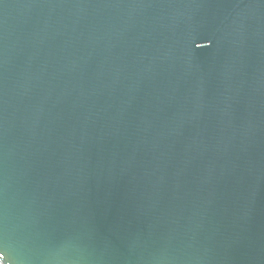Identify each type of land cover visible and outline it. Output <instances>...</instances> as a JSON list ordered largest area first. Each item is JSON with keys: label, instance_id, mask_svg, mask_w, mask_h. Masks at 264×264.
Masks as SVG:
<instances>
[{"label": "water", "instance_id": "water-1", "mask_svg": "<svg viewBox=\"0 0 264 264\" xmlns=\"http://www.w3.org/2000/svg\"><path fill=\"white\" fill-rule=\"evenodd\" d=\"M0 264H264V0H0Z\"/></svg>", "mask_w": 264, "mask_h": 264}, {"label": "snow or ice", "instance_id": "snow-or-ice-1", "mask_svg": "<svg viewBox=\"0 0 264 264\" xmlns=\"http://www.w3.org/2000/svg\"><path fill=\"white\" fill-rule=\"evenodd\" d=\"M0 258L4 259V257H3V253H0Z\"/></svg>", "mask_w": 264, "mask_h": 264}]
</instances>
